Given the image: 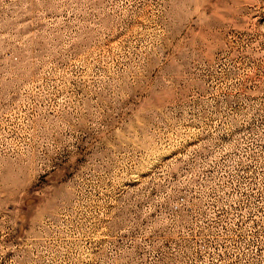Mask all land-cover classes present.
<instances>
[{
	"label": "rangeland",
	"instance_id": "374dc122",
	"mask_svg": "<svg viewBox=\"0 0 264 264\" xmlns=\"http://www.w3.org/2000/svg\"><path fill=\"white\" fill-rule=\"evenodd\" d=\"M0 264H264V0H0Z\"/></svg>",
	"mask_w": 264,
	"mask_h": 264
}]
</instances>
